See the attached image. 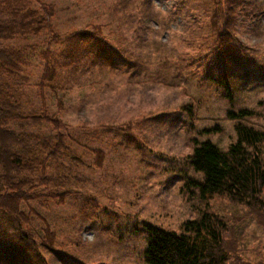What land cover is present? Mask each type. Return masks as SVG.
Returning a JSON list of instances; mask_svg holds the SVG:
<instances>
[{
  "label": "rangeland",
  "instance_id": "rangeland-1",
  "mask_svg": "<svg viewBox=\"0 0 264 264\" xmlns=\"http://www.w3.org/2000/svg\"><path fill=\"white\" fill-rule=\"evenodd\" d=\"M50 1L58 7V23L64 31L84 28L90 23H104L123 41L131 42H126L125 48L128 50L132 45L135 58L154 63L164 58L160 56L164 51L170 53L172 63L178 62L175 57L181 53L186 61L169 71L170 77L163 85L159 84L163 79L159 74L145 83L139 78L138 70L134 77L130 72L117 74L98 70L67 93L61 117L70 133L78 136L87 131L82 126L90 129V135L80 136L79 143H71L75 156L86 165L71 163L74 155L69 153L66 157L68 168L61 174L71 177L63 186L53 183L50 191L48 184L40 182L47 172L40 166L36 182L38 201L26 203L21 211L11 214L0 209V233L11 234L8 216H26L28 219L36 214L35 224L40 226L44 221L60 242L66 237L71 241L68 245L59 243L58 249L54 245L52 255L41 251L46 264H145L143 251L147 236L144 224L179 232L182 224L195 218L198 209L204 206L197 195L191 200L186 188L188 179L197 176L186 162L193 151V139L209 140L226 150L235 140V122L226 119L225 111L235 106L236 110L247 109L260 114L264 108V0H239L244 5L237 9L236 26L222 29L220 33L227 37L228 45L213 46L208 58L218 61L222 57L223 61L228 59L234 65L238 60L240 65L233 68L219 63L218 70L208 67L207 58H192L191 54L201 46L193 33L196 30L197 35L206 32L210 26L207 14H212L219 0H190V5L183 0H151L155 13L149 18L144 15L147 27L143 28L140 39L134 38L135 41L111 23L107 10L113 0ZM246 2L250 7H246ZM203 15L204 19L198 24L197 19ZM191 18L193 26H189ZM57 31L61 32L60 29ZM41 40L31 37L15 44H34ZM7 44L14 42L3 43ZM155 67L150 64L148 71L155 72ZM206 73L218 79L229 77L233 90L230 106L220 86L207 80L202 82L194 76L199 74L205 78ZM28 74L31 84L25 89L22 85L20 91L23 100L26 96L23 104L26 108L31 103L37 106L29 111L39 115H44V106L49 114L56 112V101L47 91L39 92L35 86L41 66L30 68ZM186 74L187 77L193 74L194 81L190 84L184 81ZM0 82L6 86L2 93L9 99L10 82L2 79ZM7 104L6 100L0 103V110L5 108L0 119L5 122L7 117L18 115L7 108ZM187 108L193 110L194 118L187 113ZM8 122L15 121L9 118ZM246 123L264 128L261 118L251 117ZM54 124L53 121H42L33 123L27 130L48 138L57 133ZM115 125L129 130L102 131L98 140L97 127L107 129L106 126ZM11 128L20 130L16 125ZM204 129L212 133L200 134ZM6 130L8 128L0 126V177L3 178L13 169L8 155L4 156L13 141ZM137 141L143 150L133 145ZM91 149L105 153L104 158L96 159L94 153H88ZM208 204L213 211L225 216L239 234L246 261L264 264V222L225 197L216 196ZM0 243L7 249L0 254V264H29L32 261L29 254L17 256L21 246L13 247L2 240Z\"/></svg>",
  "mask_w": 264,
  "mask_h": 264
},
{
  "label": "trees",
  "instance_id": "trees-1",
  "mask_svg": "<svg viewBox=\"0 0 264 264\" xmlns=\"http://www.w3.org/2000/svg\"><path fill=\"white\" fill-rule=\"evenodd\" d=\"M183 2L190 5V0ZM242 5L244 3L239 0L216 2L212 14H207L210 26L206 32L197 35L196 30L193 33L201 41V46L191 54L192 58H207L208 67L217 70L219 63L235 68L228 59L223 61L219 57L218 61H213L208 56L213 46L228 45L229 42L225 41L227 37L220 33L222 29H234L238 19L237 9ZM246 7H250L247 2ZM107 12L112 18L111 23L131 36L132 41H135L134 38L140 39L144 33L143 28L147 27L144 15L149 18L155 13L151 0H113ZM58 14L57 5L50 0H0V80L10 82L8 88L11 91L7 94V99L5 93H2L6 86L0 82V103L6 100L12 106L7 104V108L18 113L7 117V122L0 119V126L8 128L6 131L13 140L4 153L11 160L13 169L9 176L0 177V209L6 214L20 210L26 203L38 201L36 182L40 166L47 170L40 182L48 184L50 191L53 183L63 186L71 177L61 174L68 168L66 157L69 153L74 155L70 159L71 163L86 165L75 156L71 143H79L80 136L90 135V129L82 126L87 131L78 136L70 133L61 117L67 93L80 86L93 71L107 70L117 74L130 72V76L134 77L138 70L139 78L147 83L156 79L158 74L163 77L162 81L167 80L170 77L169 71L186 61L185 55L181 53L175 57L178 62L172 63L170 53L164 51L160 53L164 58L154 63L135 58L132 45L128 50L125 48V43L131 42L123 41L107 24L90 23L84 28L64 31L58 23ZM203 19L204 15L197 19V23H201ZM190 20L192 18L188 20L189 26H193ZM31 37L42 40L34 44H15L16 41ZM122 37L126 39L125 36ZM4 42L14 44L6 46L3 45ZM150 64L156 65L153 69L155 72L148 71ZM38 65L41 66V74L35 86L39 88V92L47 91L50 98L56 101L58 110L54 113L49 114L44 106V115H39L29 111L37 109V106L31 103L26 108L23 104L26 96L23 100L24 96L20 93L22 85L25 89L31 84L28 70ZM187 76L186 74L184 79L187 84L194 81L193 74ZM194 76L202 82L207 80L216 83L228 97L232 96L229 77L222 76L218 79L208 73L204 74L205 78L199 74ZM234 108L235 106L225 111L226 119L235 122L236 137L229 147L223 150L209 140L199 141L196 137L192 141V154L186 159L197 175L188 179V196L193 200L197 195L204 206L198 209L195 218L182 224L179 232L144 224L147 236L143 251L145 264H250L242 254L239 234L230 226L225 216L213 211L208 204L216 196L225 197L230 203L243 206L249 215L264 222V129L246 123L251 117L264 121V108L260 114ZM186 111L190 117L194 116L192 109L187 108ZM1 113H5V108H1ZM9 118H13L15 122H8ZM42 121L55 122L57 133L45 138L27 130L33 123ZM11 125L18 126L20 130L12 129ZM106 127L107 129L97 127L95 134L98 140L102 131L110 133L129 130L119 129L118 125ZM209 132L211 130L204 129L199 133ZM133 145L138 150H143L138 141ZM87 151L92 155L94 153L96 159L105 156L100 151ZM36 216H28L29 220L26 216H8L11 234L5 236L0 233V240L13 244V247L21 246L17 250V256L29 254L32 257L29 264H46L41 251L52 255L55 253L54 245L58 249L61 247L59 243L68 245L71 241L66 237L65 241L60 242L56 233L48 229L44 221L40 226L34 223ZM0 245V254L3 255L7 249L1 243Z\"/></svg>",
  "mask_w": 264,
  "mask_h": 264
}]
</instances>
